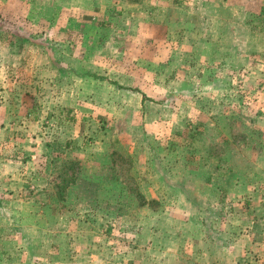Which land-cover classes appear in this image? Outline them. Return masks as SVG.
Masks as SVG:
<instances>
[{
    "label": "rangeland",
    "instance_id": "rangeland-1",
    "mask_svg": "<svg viewBox=\"0 0 264 264\" xmlns=\"http://www.w3.org/2000/svg\"><path fill=\"white\" fill-rule=\"evenodd\" d=\"M260 2L0 0V80L27 84L40 47L44 85L82 74L142 99L0 124V264H264ZM100 176L95 208L66 199Z\"/></svg>",
    "mask_w": 264,
    "mask_h": 264
},
{
    "label": "crops",
    "instance_id": "crops-1",
    "mask_svg": "<svg viewBox=\"0 0 264 264\" xmlns=\"http://www.w3.org/2000/svg\"><path fill=\"white\" fill-rule=\"evenodd\" d=\"M244 1L247 2L249 0ZM258 1L260 2V0H256V3H258ZM224 3L226 4L225 1ZM261 4V2L258 3V9ZM245 22V20H241L239 25H245ZM34 50H36L41 58V65H34V63L31 62L29 63V66L27 65L25 67V79L27 84L23 83L24 80L22 78H17L16 76L10 78V80L12 79L13 81L6 80L7 77H2L0 80V124L5 122L11 125L10 123H13V121L23 122V120H26L29 122L32 119L37 126L38 121H42L44 118H49V116H51L52 119L55 117L59 119L60 117H58V115L60 116L62 107L67 106L74 107V109L70 108L72 110L71 116L74 117L78 116V110L83 111L82 109L84 106L93 107L96 112H93L94 114H104V116H107L110 112L109 108L112 109L115 106H130V96H134L135 103L133 105H141L142 99H139V97L135 95H131L132 91L118 88V86L113 85L109 80H102L100 77L96 76H91L90 79H84L81 74L80 78H75V85H65L64 83L61 85L60 82L58 85H44L43 82L46 81L45 75L47 74L49 66H45V57L43 58V56H45L44 50L40 47H37V49ZM257 54L259 53L250 54V57H256ZM145 72V68L143 69L142 65H140L139 73L143 74V79L145 77ZM133 85H140L141 87V85H146V82L144 83V80L139 78V80ZM41 93H44L45 95L40 97ZM29 97H32L34 101ZM36 97H38L37 101ZM96 152L101 154L99 150H96ZM99 164L102 163L98 161L96 164L98 165L97 168H99ZM104 169H106V167L100 165V171L103 172L105 171ZM111 182L112 178L104 176L92 177L90 179L83 177L76 178V180L72 181L67 187L65 197L68 199L70 195L72 200L75 199L76 202L73 201V205H75V203L79 204V202H86L90 204V208H95L96 202L98 203L104 200L100 199L104 194V188H102L103 185ZM79 186L90 187L92 194H90V192H88V194L85 193L84 195L81 193L77 194ZM100 186L101 188L99 189ZM115 196V194H110L107 197L104 196V198L111 201ZM154 198L158 197L155 195ZM52 263L80 264L79 261L75 262L68 260Z\"/></svg>",
    "mask_w": 264,
    "mask_h": 264
},
{
    "label": "trees",
    "instance_id": "trees-1",
    "mask_svg": "<svg viewBox=\"0 0 264 264\" xmlns=\"http://www.w3.org/2000/svg\"><path fill=\"white\" fill-rule=\"evenodd\" d=\"M67 111H69V109H68ZM67 118H69V120H72V119H74V117H73V116H68Z\"/></svg>",
    "mask_w": 264,
    "mask_h": 264
}]
</instances>
